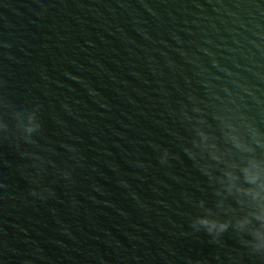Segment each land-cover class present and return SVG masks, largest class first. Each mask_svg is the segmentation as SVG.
<instances>
[{
  "label": "water",
  "instance_id": "obj_1",
  "mask_svg": "<svg viewBox=\"0 0 264 264\" xmlns=\"http://www.w3.org/2000/svg\"><path fill=\"white\" fill-rule=\"evenodd\" d=\"M0 264H264V0H0Z\"/></svg>",
  "mask_w": 264,
  "mask_h": 264
}]
</instances>
